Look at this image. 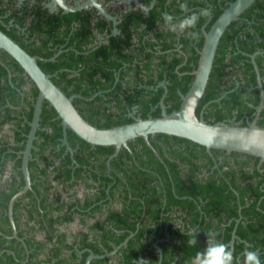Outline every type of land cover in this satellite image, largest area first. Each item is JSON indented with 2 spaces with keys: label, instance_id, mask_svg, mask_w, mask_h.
Masks as SVG:
<instances>
[{
  "label": "flooded vegetation",
  "instance_id": "flooded-vegetation-1",
  "mask_svg": "<svg viewBox=\"0 0 264 264\" xmlns=\"http://www.w3.org/2000/svg\"><path fill=\"white\" fill-rule=\"evenodd\" d=\"M184 2L187 4L194 3L193 6L188 7L187 12L189 14L184 11L176 14L169 12V6L179 7L180 3ZM225 3L226 0H215V3L211 0H0V31L18 45L20 43L38 45L41 38H47L48 46L46 45V49L53 50L56 45H60L55 41L57 33L63 35L67 28L71 30L83 23L87 24L86 27L89 29L90 35L94 36L93 44L106 42L107 38L114 36L128 42L125 49L129 53L132 52L134 46L140 44L146 50L154 51L155 54H164L162 63L164 67H169L173 59H177L171 69V74L174 75L173 83H170L166 79V75L163 74L161 79L156 80L153 87L149 85L146 88L157 90L158 87H161L162 93L158 101L163 97V102L165 98L169 99L167 85L170 83L175 91L176 99L180 102V95L187 91L192 81L191 72L196 67L198 52L203 42V31H207L205 26L209 24L215 8H222ZM95 5L100 6L108 16L99 13ZM154 7L157 12L150 14ZM159 7H162V10ZM64 8H74V10H64ZM195 8L199 11L191 12ZM204 9H207L208 15L200 16L203 17L201 23L198 24V21L194 28L184 32L170 31L163 19V14L167 13L174 18L173 23H176L184 16L192 13L199 15ZM245 33V31H235L233 33L235 36L229 41L230 47L238 49V37ZM247 38L249 37L245 35L242 37L243 43ZM250 38L252 41L247 40L246 44H251L252 48H256L259 39ZM60 51L61 49H56L53 55L56 56ZM253 53L262 54L264 49L255 50L251 54ZM5 54L8 58L0 57V84L7 83L10 89H3L2 98L5 100L3 106L7 104L17 110L16 117L19 119V126L2 123L0 127V137L5 146L3 153L8 152L14 155L5 158L0 165V188L2 189L0 191L10 194V188H17V191L10 195L7 200L6 207L0 210L2 217L0 220V239L2 240L0 254L5 250L7 254L11 253L13 260L4 256L1 257L0 264H85L89 255L94 256L89 259L88 264H192L196 253L203 251L206 247V234L210 232L216 233V243H223L232 251V264H244L243 253L249 250L248 245L257 246L252 251L257 252L261 264H264V257L259 249V246L264 243V227L261 226L264 223V209L240 205L233 209L230 205L232 203L230 195H237V193L228 194V191H224L226 202L229 204L216 211H210L212 207L207 206L210 201V193L196 189L197 186L194 182L189 183L195 179L199 180L201 184L208 181L209 178L214 179V182H218V184H222L221 181L224 185L228 183L231 178L225 176L223 171L227 169L228 165H233V159L229 157L230 152H225L227 158H224L217 152L214 157L210 150L208 152L205 150L211 156L210 163L207 158L202 161L193 158L191 163L189 161H177L175 169H178V172L174 184L167 172L166 163L159 158L150 143L143 140L153 150L157 161L164 166L167 172L164 180L169 181V190H165L166 185L163 184V177L160 175H134L131 176L134 181L133 186L139 188L153 187L154 190L145 189L131 194V191L128 190H124V192L121 189L123 186L119 184L110 194L109 187L113 185L115 178L124 181L120 171L111 164V159L117 156L121 147L115 156L109 157L112 154L110 153L105 159H86L85 163L79 165L83 180L69 178L65 182L57 183L50 173L52 168L60 162L64 155L68 154L70 160L65 163V167L70 169L72 177V170L78 167L72 158L75 149L70 147L67 139L66 144L62 143L61 128V137L59 143L55 144L54 150L55 152L62 149L60 157H53V153H49L50 150L44 148V154L51 157V164L43 166L40 159L32 154V149L36 150V144L33 143V140L36 131L40 128L38 119V126L34 131L30 153L26 161L28 186L23 190L25 178L21 168V157L31 121V119L27 121L28 129L24 131V109L26 108L25 100L31 99L30 92L34 84L21 68L18 70L13 65L9 60L11 57L0 49V56ZM3 58L5 59L2 60ZM153 60L157 59L153 58ZM153 79L156 78L153 77ZM227 91L221 94L218 99ZM96 93L94 92L88 98L82 97V99H90ZM69 95H74L73 99L81 97L77 93H70ZM263 98L262 88V103ZM10 100H15L14 103L16 102V104L11 105ZM258 102L254 106L253 112L243 113L245 124L254 118L257 124L261 110L264 108L263 104L256 114ZM127 116L139 117L136 114V106H132L127 111ZM51 120L59 121L56 115ZM101 121L100 117L94 123ZM223 121L232 125L241 123L240 119L234 121L233 117ZM67 129H65V133ZM40 130L49 131L47 127H41ZM15 134L19 135L18 142H14ZM153 136L150 137L153 138ZM136 138L131 140L132 144L137 143L135 142ZM167 141L161 143L163 151L181 149V152H187L191 150L185 147L193 148V146H186L184 142L175 139ZM38 142L40 140H36V143ZM14 146H21V148L14 149ZM124 149L130 152L128 145ZM134 149H140V146L138 145ZM18 157H20V161L19 165L16 166L15 161ZM131 158L133 163L138 165L134 157L131 156ZM126 161L124 160L125 163ZM132 161L130 160L131 163ZM28 162L36 164L38 170L43 166L45 174L31 176L27 166ZM262 162L257 161L256 168H260ZM252 163L251 160L249 166ZM115 166L124 168V163ZM17 169L20 170V174L17 173ZM263 169L264 166L259 171ZM103 177L109 178L111 183L103 186ZM251 178L248 180L253 184L260 179V176L255 175ZM177 185L184 187L193 185L196 190H186L187 192L178 194L174 190ZM262 185L264 182L257 184L259 188ZM100 188L105 192L104 196L100 195ZM21 190L23 192L12 200L11 223L8 204L10 199ZM125 193L129 196L128 200L131 206L139 212L132 219L136 218L133 223L136 228H141V231L144 230L141 236L131 237L135 232H129L121 240L110 235L109 237L99 236L100 232L104 235L100 228L112 230L116 234L120 233V230H115L113 224L105 221V218L110 210L121 208L120 197ZM88 199L91 202L88 206L83 207V203ZM147 211H153L157 214V219L153 222L141 221ZM231 212L234 214L229 215ZM4 218L6 222L3 221ZM93 225L94 227L99 225V233L89 230ZM46 230L50 231L47 233ZM190 231L193 232L197 241L194 246L188 244V240L193 238L189 235ZM58 234H63V243L66 247L61 246L59 251L52 252L49 257L46 255L47 250L56 246ZM130 238L131 240H129ZM40 243L44 244L38 250L37 244Z\"/></svg>",
  "mask_w": 264,
  "mask_h": 264
},
{
  "label": "trees",
  "instance_id": "trees-1",
  "mask_svg": "<svg viewBox=\"0 0 264 264\" xmlns=\"http://www.w3.org/2000/svg\"><path fill=\"white\" fill-rule=\"evenodd\" d=\"M211 1L215 3V0ZM228 1L230 2L232 0H226V3ZM226 3L222 6V8L225 7ZM193 4L194 3L188 4V6L191 7ZM159 8L162 10V7ZM168 8H170L169 12L174 14L182 11L180 7L177 6H169ZM222 8H215L209 24L205 26L206 30L221 12ZM198 11L199 10L196 8L191 10V12ZM156 12L157 11L154 7V9L150 11V14ZM187 13L189 14V12ZM202 19L203 17H200L198 24L201 23ZM86 25L81 23L80 26L72 28L71 30L67 28L68 30H64L63 35L57 33L55 41L60 45H56L53 50L46 49V45L48 46L47 38H41L40 44L38 45L20 43L19 46L28 54L37 55L41 58L40 60H37L38 66L43 72L52 74L50 78L51 81L66 95H69L70 93H77L81 96L80 98H74L72 100V104L81 117L96 127L108 128L131 122L132 118L127 116V111L132 106H136V114L140 118H146L148 116L158 117L160 115V108L157 102L162 93V88L158 87L157 90H154L147 89L146 87L149 85L153 87L156 80L161 79L163 74L166 75V79H168L170 83H173L174 75L171 74V69L177 59H173V61L169 64V67H164L162 65L164 54H155L154 51L146 50L145 47H142L140 44L134 46L132 52L129 53L125 49L128 42L114 36L107 38L106 42L93 44L92 41L94 36L92 37L90 35L89 29ZM235 31L246 32L241 37H238V49H234L235 47L232 48L229 45L230 39L235 36L233 35ZM244 35L249 38L244 40L243 43L241 39ZM250 37L259 39V42L256 44V48H252L251 44H246L247 40L252 41ZM252 44L254 43L252 42ZM56 49H61L60 53H58L53 59L49 60V58L53 56ZM263 49L264 0H254L242 13L239 14L235 21L229 23L221 35L215 50L212 67L208 75L204 92L198 100L195 108V115L198 116L199 112H201L202 118L207 123L223 121L233 117L234 121L239 119L241 120L239 125H245V122L243 121V113L249 114L250 112H253L254 106L258 102V89L249 54L255 50ZM3 56L8 58L6 54L1 55L0 57ZM153 58H156L157 60H153ZM9 60L18 70H20V67L12 58ZM254 61L261 77L264 97V53L256 54L254 56ZM153 77L156 79H153ZM170 83L167 85L169 99L165 98L163 100L165 111L167 113L172 110H176L179 105V100L176 99L175 91ZM4 88H9V85H7V83L0 84V127L2 123H10L15 126H19V119L16 117V114H18L17 110L7 104L6 106H3V104H5V100L2 98ZM225 91L227 92L220 97V99H218V97ZM94 92H97L96 95L90 99H82V97H90L94 94ZM36 93L37 90L33 85L30 92L31 99L25 100L26 108L24 109V131H27L28 129L27 121L31 119L32 104ZM14 101L15 100H10L9 102L11 105H14L16 104ZM55 115L56 113L52 107L49 106L46 101H43L39 114V127H47L49 131L46 132L44 130H40V128L36 131V136L33 140V143L36 144V150L32 149V154L36 155V157L40 159L43 166H49V164H51V157L50 155L44 154V148L49 149V153H53V157L56 158L60 157V152L62 150L59 149L54 152L55 144L59 143V138L61 137V126L59 121L51 120V118ZM100 117L102 121L94 123V121L99 120ZM257 125L264 127V108L261 110ZM66 139L70 147L75 149L72 153V158L76 161L78 167L72 170L71 177L70 169L65 167V163L68 162L70 158L68 154L64 155L63 158L60 159V162H58V164H56L50 172L53 179L57 183L65 182L69 180V178H72L73 180H83L79 165L85 163L86 159H105L107 155L113 151L112 145L92 146L78 138L69 129L66 130ZM169 139L182 141L186 146H193V148L190 147V149L189 147H185L188 148V150H191L187 152H181V149H168L167 151H163L161 149V143L168 142L167 140ZM36 140H40V142L36 143ZM147 140L153 150L158 154L159 158L166 163L167 172L170 174L174 184L176 183L175 176L178 172V169H175L177 161H189L191 163L193 162V158L201 161L204 158H207V161L210 163L211 156L205 152L204 147L190 140L163 133H156L153 138L148 136ZM18 141L19 135L15 134L14 142ZM135 142L137 143L132 144L131 140L127 141L130 152L121 147L117 156L111 159V164L120 171L124 181H121L119 178H115L113 185L109 187V193L112 194V191L119 184L123 186V188H121L123 191H131V194L145 189H150L151 191L154 190L153 187L139 188L133 186L132 184L134 181L131 176L134 175H160L163 177V184L166 185L165 190L168 191L169 181L166 182V180H164L167 174L164 166L157 161L153 150L146 145L141 137H137ZM138 145L140 146V149H134V147ZM194 147L199 149H195ZM18 148H21V146H14V149ZM4 150L5 146L2 142V138L0 137V165L3 163L5 158L14 156L8 152L3 153ZM210 152L214 157L217 152L218 155L220 154L224 158H227V154L224 150L210 149ZM131 156L134 157V160L137 161L136 163L138 165L133 163ZM229 157L233 159V165H228L227 169L223 171L225 176H229L231 178L225 185L222 181V184H218V182H214V179L211 178L201 184L199 180L195 179L191 180L189 183L192 184V182H194L197 186L195 187L196 189L210 193V201L207 205L208 207H212L210 211H216L229 204V202H226L224 191H228V194H234V192L237 193V195H230L232 199V203L230 205L233 209H235L238 205L242 207L256 206L264 209V185H262L261 188L257 186L258 183L264 182V169L259 171V169L264 166V161L261 163L260 168H256V163L258 161V158L256 157L239 152H230ZM124 160H127L126 163ZM251 160L253 163L249 166V162ZM19 161L20 157H18L15 161L16 166L19 165ZM123 163L124 168L115 166L120 164L122 165ZM35 165L36 164H33L32 162H28L27 166L30 170L31 176H36V174L39 176L45 174L43 166L38 170ZM99 166L102 167L101 164H99ZM246 166L249 167L246 168ZM18 172L20 174V170L18 171L17 169V173ZM255 175L260 176V179L251 184L248 179L251 180V177ZM102 180L103 186L111 183V180L107 177H103ZM195 188L193 185H186L185 187L177 185L174 190L177 191L178 194H182L183 192H187L186 190H196ZM0 190L2 189L0 188ZM16 191V187L10 188V194L0 191V210L6 207V202L10 195ZM100 195H105L102 188H100ZM128 198L129 196L126 193L121 195V208L119 210H110L105 218V221L113 224V228L115 230H120L119 234H116L112 230L100 228V230L104 232L103 235L101 232L99 233V225L96 227L93 225V227L89 230L99 233V236L101 237H109L110 235L111 237L119 240L125 238L129 232H135L131 237L141 236V233L144 230L141 231V228H136L133 224L136 221V218L132 219L136 217L139 212L136 211V208L131 206ZM90 202L91 201L88 199L82 206L86 207ZM153 211L145 212L141 221H155L157 219V214ZM232 214L234 213L231 212L229 215ZM1 219L2 217L0 216V220ZM3 221L6 222V219L4 218ZM40 222H42V220H40ZM261 226L264 227V223ZM49 231L50 230H46L47 233ZM129 240H131V238ZM1 244L2 240L0 239V249L2 248ZM43 244L44 243L37 244L38 250L43 247ZM61 246L66 247L65 243H63V234H58L56 238V246L49 248L46 255L50 257V254L52 252L59 251ZM256 247L257 246H252L249 248L247 246L249 250ZM92 249H94V247H92ZM259 249L262 251L261 255L264 257V243L259 246ZM4 256L13 260L11 253L7 254L5 250L1 252L0 260L1 257ZM15 256L17 257L16 252Z\"/></svg>",
  "mask_w": 264,
  "mask_h": 264
},
{
  "label": "water",
  "instance_id": "water-1",
  "mask_svg": "<svg viewBox=\"0 0 264 264\" xmlns=\"http://www.w3.org/2000/svg\"><path fill=\"white\" fill-rule=\"evenodd\" d=\"M254 0H232L217 15L210 24L207 31H203V42L198 52L196 67L191 72L192 81L184 94L180 95V102L176 110L169 113L165 111L162 98L158 101L160 115L158 117H133L129 123L116 125L108 128H98L83 119L72 104L74 95L66 96L59 87L50 79L52 74L45 73L38 66L36 55H30L7 35L0 31V49L5 51L29 77L37 89L33 103L31 121L27 133L25 147L22 151L21 168L25 178L24 188L28 186L26 161L30 153L31 141L34 131L38 126V119L41 104L46 101L56 113L62 128V143L66 144L65 129L68 128L78 138L92 146L114 147L109 157L115 156L120 147L127 148L126 142L136 137H141L148 143V136L156 133H163L190 140L204 147L208 152L210 149L224 150L226 153L239 152L258 158L259 162L264 161V127L255 122V118L245 125H232L224 121L207 123L203 120L201 113L196 116L194 113L197 101L201 97L206 85L212 61L220 36L230 22L235 21ZM98 12L108 16L104 10L95 5ZM74 10V8H64ZM250 54V62L255 74L256 86L259 92V102L256 107V114L263 106L262 86L254 56ZM55 56V55H53ZM50 57L49 60L54 57ZM217 100V99H215ZM23 190L17 192L9 201L8 214L11 212L12 200ZM94 255L86 258L85 264Z\"/></svg>",
  "mask_w": 264,
  "mask_h": 264
},
{
  "label": "clouds",
  "instance_id": "clouds-1",
  "mask_svg": "<svg viewBox=\"0 0 264 264\" xmlns=\"http://www.w3.org/2000/svg\"><path fill=\"white\" fill-rule=\"evenodd\" d=\"M180 9L184 12L188 11V4L186 2L180 3ZM207 9L201 10L200 14L197 15L192 13L190 15L184 16L178 22L173 23V17L167 13L163 14V19L167 23L170 31L184 32L185 30L194 28L200 19V16H207ZM190 236H193V232H189ZM207 235V245L203 251L197 252L192 264H232L233 254L227 245L223 243L215 242V232H210ZM189 246H194L197 244L196 238H190L188 240ZM251 248V245H248ZM244 264H261V260L257 252L248 250L243 253Z\"/></svg>",
  "mask_w": 264,
  "mask_h": 264
}]
</instances>
